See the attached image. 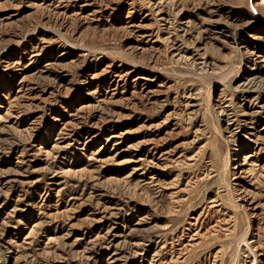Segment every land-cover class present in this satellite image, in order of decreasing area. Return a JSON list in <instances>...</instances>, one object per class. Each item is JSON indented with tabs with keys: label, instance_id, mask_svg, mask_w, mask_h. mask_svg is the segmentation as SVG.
<instances>
[{
	"label": "rangeland",
	"instance_id": "374dc122",
	"mask_svg": "<svg viewBox=\"0 0 264 264\" xmlns=\"http://www.w3.org/2000/svg\"><path fill=\"white\" fill-rule=\"evenodd\" d=\"M0 264H264V0H0Z\"/></svg>",
	"mask_w": 264,
	"mask_h": 264
}]
</instances>
